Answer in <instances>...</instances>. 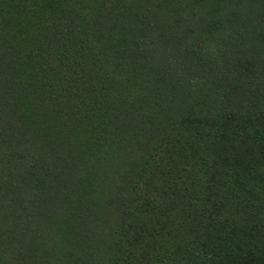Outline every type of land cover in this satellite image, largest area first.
I'll return each mask as SVG.
<instances>
[{"label":"trees","instance_id":"16d2710c","mask_svg":"<svg viewBox=\"0 0 264 264\" xmlns=\"http://www.w3.org/2000/svg\"><path fill=\"white\" fill-rule=\"evenodd\" d=\"M0 264H264V0H0Z\"/></svg>","mask_w":264,"mask_h":264}]
</instances>
